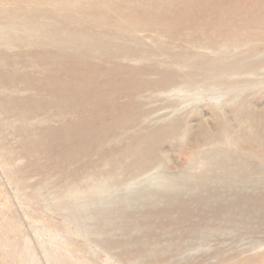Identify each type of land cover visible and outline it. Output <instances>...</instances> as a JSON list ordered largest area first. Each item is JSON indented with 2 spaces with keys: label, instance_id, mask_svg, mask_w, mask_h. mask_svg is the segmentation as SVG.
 <instances>
[{
  "label": "rangeland",
  "instance_id": "obj_1",
  "mask_svg": "<svg viewBox=\"0 0 264 264\" xmlns=\"http://www.w3.org/2000/svg\"><path fill=\"white\" fill-rule=\"evenodd\" d=\"M137 1L144 7L133 13L142 23L166 25L156 38L170 41L171 53L189 54V64L184 65L168 61V54L155 57L172 70L174 81L145 87L135 95L146 112L139 128L148 133L177 117L181 128L190 131L204 122L214 138H163L155 161L140 168L131 166L134 158L124 153L131 141L125 139L136 125L101 127L110 135L101 141L86 136L74 150L63 141L59 153L74 154L71 160L57 151L31 157L34 170L24 187L41 195L33 205L8 180L0 161V264H264V151L257 149L264 146V0H122V4ZM154 34L141 35L145 45H159ZM185 35L189 40L179 38ZM155 79L150 74L148 80ZM19 91L28 96L34 90ZM238 103L251 107L263 120L256 131L247 129L244 116L234 115ZM216 109L226 114L228 125L217 126ZM115 115L119 116L109 117ZM83 116L87 117L40 116L33 123L37 130L62 124L85 131L89 126L75 124ZM10 117L8 123L20 125L18 116ZM225 130L232 136L229 143L222 139ZM17 136L10 135L15 147L22 144ZM17 161L30 166L24 157ZM123 165L135 171H121ZM212 166L217 171L214 180L198 184L196 177L205 176ZM231 171L239 176L224 187L220 178ZM41 184L45 189L40 191ZM209 185L217 186L213 192L217 197L208 194ZM103 223L107 224L101 230Z\"/></svg>",
  "mask_w": 264,
  "mask_h": 264
},
{
  "label": "bare ground",
  "instance_id": "obj_2",
  "mask_svg": "<svg viewBox=\"0 0 264 264\" xmlns=\"http://www.w3.org/2000/svg\"><path fill=\"white\" fill-rule=\"evenodd\" d=\"M134 3L135 5H123L122 0H12L5 4L0 0V161L8 180L24 191L29 203L33 202L31 205L38 202L37 197L41 196L37 190L24 187L27 177L34 170L32 155L35 152L53 155L57 151L56 155L61 154L66 160H71L75 157L74 154L64 155L63 151L59 153L62 147L60 143H70L74 150L87 137L101 141L110 135L104 133L101 127L108 126L113 130L127 125L138 126L132 135H126L125 141L128 138L131 141L126 143L124 149L125 157L134 158L131 166L135 168L155 161L156 151H159L158 146L163 138L177 140L192 137L196 141H210L214 138L209 135L204 122L190 131L187 126L181 128V118L177 117L148 133L139 128L140 118L146 112L135 95L145 87L149 90L174 81L171 78L172 70L165 67V63H158L155 57L168 54V61L184 65L189 64V54L171 53L168 48L171 42L156 38H159L157 34L160 35V29L166 28V25L142 23L133 11L141 10L144 6L139 1ZM146 31L155 32L153 37L159 45L153 46L154 49L143 42L141 35ZM161 36L162 39L165 35ZM179 38L189 40L187 35ZM185 45L189 47V43ZM185 51L188 52L187 49ZM229 67L228 72L233 70ZM152 73L158 79L149 81ZM186 78L189 80V73H186ZM21 88L33 89L36 93L33 94V91L28 96H23L19 91ZM119 107L123 113L119 112ZM236 108L234 115L240 119L244 116L247 129L253 127V131H256L263 121L260 116L248 105ZM219 111L221 110L215 111V123L217 126L219 123L222 126L228 125L226 114ZM71 114L86 115L75 124L89 126L87 130L73 129L62 124L57 128L37 130L33 123L35 117L61 119ZM114 114H119L120 117H109ZM11 115L21 119L19 126L14 127V124L8 123ZM228 132L229 130H225L222 139L229 143L232 136L227 135ZM34 133L40 137H34ZM10 135L11 138L18 135L22 144L19 142L20 145L15 147ZM66 136L70 139H65ZM73 136L75 141L71 138ZM76 137L80 139L76 140ZM257 149L264 151V146ZM248 151L256 152V149L249 148ZM17 157L27 159L30 166H25L24 163L19 165ZM221 165L225 169L226 161L221 162ZM125 166L121 171H135V168L133 170L130 166ZM42 167H37L35 171ZM205 172V176L196 177L197 183L200 180L202 184L208 185L214 180L212 177L217 175L213 166ZM237 176L238 172H225L220 179L224 181L225 187L232 185V178ZM44 178L45 176L42 177ZM41 185L40 191L45 189V185ZM214 186L209 185L208 194L211 196L218 190ZM71 196L76 195L73 193ZM67 202L70 203V200ZM106 224L103 223L99 228L104 230ZM53 235L58 237L59 233L55 232ZM50 260L56 261L53 257Z\"/></svg>",
  "mask_w": 264,
  "mask_h": 264
}]
</instances>
